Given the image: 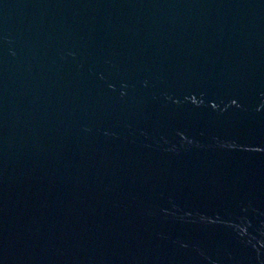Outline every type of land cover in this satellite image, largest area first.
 <instances>
[{"label": "water", "instance_id": "obj_1", "mask_svg": "<svg viewBox=\"0 0 264 264\" xmlns=\"http://www.w3.org/2000/svg\"><path fill=\"white\" fill-rule=\"evenodd\" d=\"M0 264H264V0H0Z\"/></svg>", "mask_w": 264, "mask_h": 264}]
</instances>
